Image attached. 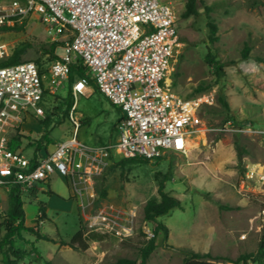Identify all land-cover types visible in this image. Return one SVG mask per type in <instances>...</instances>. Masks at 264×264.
Listing matches in <instances>:
<instances>
[{
  "label": "rangeland",
  "instance_id": "1",
  "mask_svg": "<svg viewBox=\"0 0 264 264\" xmlns=\"http://www.w3.org/2000/svg\"><path fill=\"white\" fill-rule=\"evenodd\" d=\"M13 1L0 0V8L9 7ZM186 1L172 0L179 14V31L185 44L174 64L173 89L184 96L214 98V103L205 104L200 112L210 131L205 139L197 140L194 149L187 154H168L149 164L130 163L124 168L110 170L123 158L115 150L109 165L94 177L89 195H73L67 180L59 174L54 175L51 182H42L29 194L22 195L27 227L68 244L81 227L86 231V240L82 246L76 244V248L46 240L35 243V235L23 232V240L35 243L44 260L53 264H115L119 259L139 261L141 249L154 236L153 225L144 220L143 210L148 201L160 199L157 179H162L170 165L173 177L166 182V190L181 200L182 209H175L160 219L168 226L169 237L165 240L162 233L156 237V248L147 264H184L183 248L208 254L210 257L205 261L221 264L230 263L228 259L237 261L242 256L257 253L264 236V180L247 182L245 192H240V188L249 164H259L264 173V62L258 60L264 59V5L250 9L248 0H205L209 6L216 5L211 16L219 28V41L210 46L204 11L198 17H181ZM64 40V37H58L54 41L47 24L37 15L28 18L21 31H0V43L10 47V55L19 44L27 43L30 48L24 61H37L45 68L53 61L45 51L53 43H59L55 54L64 55ZM246 42L252 51L249 58L243 59L241 54ZM209 48L224 65L225 75L221 78L217 77L215 68L205 62ZM77 79L75 75L72 82L68 81L56 94L46 98V114L52 112L55 116L49 141L42 144L41 150L46 145H52L50 149L53 150V145L74 136L72 113L79 122L80 141L90 145L115 143L117 109L91 81L75 100L70 88ZM200 86L207 89L199 92ZM219 97L228 102L229 111L222 107ZM42 120L28 119L24 131L18 129L11 133L21 136L25 152L37 151L33 142L42 137ZM232 126L235 130H231ZM240 148L246 149L241 160ZM103 175L102 188L107 191L105 199L101 198L99 189V177ZM0 196L1 224L8 208L7 191L0 190ZM41 205L48 209L46 220H38ZM130 210L134 212L133 217L130 216L133 234L127 238L92 231L86 220L87 216L99 211L125 216L123 213ZM4 234L2 229L0 239ZM91 234L105 238L91 240L88 237ZM16 248L24 253L20 264L39 263L32 245L16 238ZM1 260L0 255V264Z\"/></svg>",
  "mask_w": 264,
  "mask_h": 264
},
{
  "label": "built area",
  "instance_id": "2",
  "mask_svg": "<svg viewBox=\"0 0 264 264\" xmlns=\"http://www.w3.org/2000/svg\"><path fill=\"white\" fill-rule=\"evenodd\" d=\"M32 15L47 24L54 41L65 38L64 55L44 72L36 62L0 69V190L8 194L17 184L21 196L27 195L59 174L73 195L82 197L91 194L94 177L109 165L115 150L123 158L153 162L168 154H187L192 143L206 138L210 130L200 112L214 98L184 96L173 89L174 64L185 44L172 0H14L0 8V29L23 25ZM9 55L10 47L0 43V59ZM78 61L103 96L122 112L115 143L80 141L79 122L72 113L71 139L56 143L53 150L52 145L40 151L25 152L22 145L12 150L11 133L24 131L28 119L46 118V98L68 83ZM88 85V77L76 80L75 100ZM263 180L261 166L249 164L240 192L246 191L247 182ZM123 214L99 211L86 220L92 231L127 238L133 234L134 212Z\"/></svg>",
  "mask_w": 264,
  "mask_h": 264
},
{
  "label": "trees",
  "instance_id": "3",
  "mask_svg": "<svg viewBox=\"0 0 264 264\" xmlns=\"http://www.w3.org/2000/svg\"><path fill=\"white\" fill-rule=\"evenodd\" d=\"M247 6L250 9H254L257 7H260L264 5V1L262 0H248ZM216 5L209 6L207 5L205 0H187L185 4L184 11L181 15L183 19H189L190 17H198L202 11H204L206 18H207V27L209 30L208 34V43L210 46H214L219 41V35H218V25L214 21L213 17L211 16V13L215 10ZM24 28L23 25H15L12 26H5L0 29V31H21ZM61 44L59 43H53L48 50L45 51V54L51 55V58L53 59L52 63L60 60V57L57 56L56 50ZM30 48V45L27 43H21L19 44L12 52L11 55L7 56L6 58L0 59V69L8 66L18 65L20 63H24V56L27 54L28 49ZM252 51V47L249 44V42H246L244 44V48L242 50V58L247 59L249 58ZM259 61H263L264 59L258 58ZM205 62L210 67L215 68V73L218 78H221L225 75V69L224 65L220 63L217 59L216 53L213 52L212 48H209V52L205 57ZM42 68V72L45 71V67L40 63L37 62ZM77 75L78 79L81 77H88L89 81H91V84L95 85V82L92 78L89 77L88 69L86 66L81 63V61H78L72 65V72L69 78V81H73V77ZM73 86V85H72ZM97 88V87H96ZM72 89V87L70 88ZM207 87L200 86L198 88L199 92H203L206 90ZM71 95L73 96L72 92ZM70 95V96H71ZM74 97V96H73ZM220 104L223 108H225L227 111L230 110L228 102L223 99L222 97H219ZM71 104L68 105V109H70ZM114 107V106H113ZM115 108V107H114ZM118 111L119 118L117 123H119L122 118V112L120 109L115 108ZM55 115L52 114H46V118L42 120V125L44 126V132L42 134V137L40 140H36L33 143V146L37 147V151L41 150L42 144L48 143V136L51 132L50 126L52 123V119ZM22 140L21 136L16 135L12 136V141L10 144V147L12 150H17L21 147ZM243 153H246L245 148H240L239 150V156L240 160L243 157ZM159 159H163L159 158ZM130 163H151L150 160L147 159H141V158H122L119 162L114 163L111 167V169H114L116 167L124 168L127 164ZM162 175V174H161ZM173 177V171H172V165H170L169 170L166 174L162 175V179H157L159 182L158 187V195L159 200H150L146 203L143 213H144V220L146 222H149L153 225V238H151L147 245L141 249L140 252V260H128V259H119L115 264H147V261L152 254V252L156 248V237L162 233L165 240L168 239L170 230L167 225H165L160 219L164 216H168L173 210L175 209H182V202L181 200L171 195L166 190V182L171 180ZM99 189H100V196L102 199H105L107 197V191L106 188H102V185L104 183V175L99 177ZM7 203L8 208L6 211V214L3 218L2 223L0 224V232L2 229L5 230L4 236L0 239V255H1V262L2 264H20L24 260V253L16 248V238L24 241L26 244L32 245L33 250L37 254V258L39 260L38 264H53L50 261L44 260L42 255L38 252L37 248L35 247V243L39 240H46L49 242L54 243H64V245H70L71 248H76V244L82 246L83 241L86 240V231L81 227L80 230L74 235L72 240L69 242V244L63 240H55L54 238L45 235L41 233L36 228H29L25 225L26 221V212L24 209V201L22 199V196L20 194L19 185L14 184L12 185L10 191L7 194ZM39 210L41 212V216L38 220H46L47 219V213H46V207L41 205L39 207ZM23 232H30L33 235L36 236V242L35 243H29L23 240L22 233ZM91 240H103L105 238L104 235H98V234H91L88 236ZM181 252L186 255V258L184 260V264H221L217 262H207L204 259L209 258L210 256L208 254H200L196 253L192 250L188 249H181ZM246 260H252L256 264H264V236L262 237L259 248L257 250V253L255 255H245L242 256V259L239 258L237 261H233L231 259H228V262H234L239 263L241 261ZM223 264V263H222Z\"/></svg>",
  "mask_w": 264,
  "mask_h": 264
},
{
  "label": "crops",
  "instance_id": "4",
  "mask_svg": "<svg viewBox=\"0 0 264 264\" xmlns=\"http://www.w3.org/2000/svg\"><path fill=\"white\" fill-rule=\"evenodd\" d=\"M49 182H51V180H49L48 182H46V183H49ZM48 208V207H47ZM46 213H47V217H48V209H47V211H46ZM35 242H36V240H35ZM39 241H37V243H38Z\"/></svg>",
  "mask_w": 264,
  "mask_h": 264
},
{
  "label": "bare ground",
  "instance_id": "5",
  "mask_svg": "<svg viewBox=\"0 0 264 264\" xmlns=\"http://www.w3.org/2000/svg\"><path fill=\"white\" fill-rule=\"evenodd\" d=\"M194 147H195V143H192V149H194Z\"/></svg>",
  "mask_w": 264,
  "mask_h": 264
}]
</instances>
